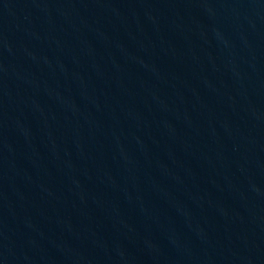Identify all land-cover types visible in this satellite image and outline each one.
<instances>
[{
	"label": "water",
	"instance_id": "water-1",
	"mask_svg": "<svg viewBox=\"0 0 264 264\" xmlns=\"http://www.w3.org/2000/svg\"><path fill=\"white\" fill-rule=\"evenodd\" d=\"M0 264H264V0H0Z\"/></svg>",
	"mask_w": 264,
	"mask_h": 264
}]
</instances>
